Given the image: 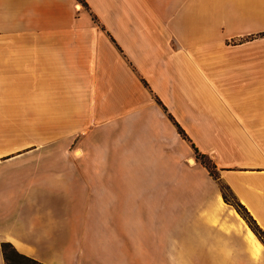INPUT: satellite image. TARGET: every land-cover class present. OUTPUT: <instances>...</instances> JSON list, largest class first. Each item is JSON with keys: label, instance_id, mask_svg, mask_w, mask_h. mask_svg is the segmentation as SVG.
I'll use <instances>...</instances> for the list:
<instances>
[{"label": "crops", "instance_id": "obj_1", "mask_svg": "<svg viewBox=\"0 0 264 264\" xmlns=\"http://www.w3.org/2000/svg\"><path fill=\"white\" fill-rule=\"evenodd\" d=\"M75 1L0 0V264H264V0Z\"/></svg>", "mask_w": 264, "mask_h": 264}, {"label": "trees", "instance_id": "obj_2", "mask_svg": "<svg viewBox=\"0 0 264 264\" xmlns=\"http://www.w3.org/2000/svg\"><path fill=\"white\" fill-rule=\"evenodd\" d=\"M164 109L166 110V107L163 106ZM172 117V116H170ZM173 118V117H172ZM177 129L179 131V133L184 136L185 138H188L186 132L184 131V129L179 125V123L175 122ZM194 147V145H193ZM195 150L197 151L196 147H194ZM201 156V161L202 163H204L210 173L212 175H214L215 177H217V171H216V167L215 164L213 162L209 163L205 158L206 155L205 154H200ZM220 187L222 189L223 192V197L226 201L231 202L237 209V211L245 218V220L247 221V223L249 224V226L252 228V230L256 233V235L263 241L264 243V231L263 229L258 225V223L255 221V219L250 215V213L247 211V209L244 207V205L242 203H240L234 196V194L232 193V191L230 190L229 186L227 184H225L224 182L220 181ZM3 251L7 256L8 259V264H12L10 257H9V251L12 252L15 256H17L20 259L29 261L31 264H43L42 262H39L33 258H30L28 256H25L19 252H17L10 243H4L3 244Z\"/></svg>", "mask_w": 264, "mask_h": 264}, {"label": "rangeland", "instance_id": "obj_3", "mask_svg": "<svg viewBox=\"0 0 264 264\" xmlns=\"http://www.w3.org/2000/svg\"><path fill=\"white\" fill-rule=\"evenodd\" d=\"M79 3L80 4V8H77L76 7V4ZM85 5L83 3L82 0H77L75 1L74 3V9L75 10H82V9H85ZM31 126V125H30ZM48 126L49 125H46V124H38V125H33L34 128H36V130H34V134H39V136H43V135H47V132H48ZM52 129L54 130V133L57 137V140L55 141L56 143V147H63V146H66L67 144V141L64 139V135H65V130L66 127L64 124H56V125H52ZM44 137V136H43ZM41 137V138H43ZM76 146V145H75ZM71 147H74V145L72 144ZM195 157H196V160H200L201 161V156H200V153H198L197 151H195L194 153ZM209 163L212 162L211 158L209 156H206L205 158ZM185 162L187 163H190L189 162V159L185 158ZM9 257H10V260H11V263L12 264H31L29 261H26V260H23V259H20L18 258L17 256H15L12 252L9 251Z\"/></svg>", "mask_w": 264, "mask_h": 264}]
</instances>
